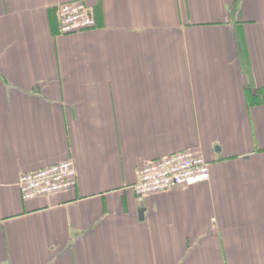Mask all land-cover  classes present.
I'll use <instances>...</instances> for the list:
<instances>
[{
	"label": "crops",
	"instance_id": "1",
	"mask_svg": "<svg viewBox=\"0 0 264 264\" xmlns=\"http://www.w3.org/2000/svg\"><path fill=\"white\" fill-rule=\"evenodd\" d=\"M71 2L91 30L60 33ZM186 150L210 181L140 203ZM69 160L74 190L22 200ZM0 264H264V0H0Z\"/></svg>",
	"mask_w": 264,
	"mask_h": 264
},
{
	"label": "built area",
	"instance_id": "2",
	"mask_svg": "<svg viewBox=\"0 0 264 264\" xmlns=\"http://www.w3.org/2000/svg\"><path fill=\"white\" fill-rule=\"evenodd\" d=\"M58 22L62 35L78 34L95 26L89 7L82 2L61 5ZM210 179L211 164L198 152L186 150L146 164L139 170L132 189L138 201L143 203L150 196L209 182ZM77 183L76 163L69 160L22 174L18 188L22 200L28 201L72 191Z\"/></svg>",
	"mask_w": 264,
	"mask_h": 264
},
{
	"label": "trees",
	"instance_id": "3",
	"mask_svg": "<svg viewBox=\"0 0 264 264\" xmlns=\"http://www.w3.org/2000/svg\"><path fill=\"white\" fill-rule=\"evenodd\" d=\"M91 29H92V28H91ZM91 29H90V30H91ZM87 31H89V30H87ZM85 32H86V31H85ZM81 33H82V32H81ZM78 34H79V33H78ZM74 35H75V34H74Z\"/></svg>",
	"mask_w": 264,
	"mask_h": 264
}]
</instances>
